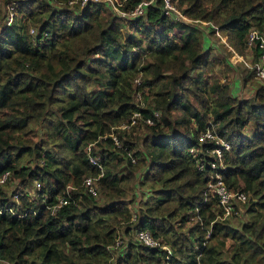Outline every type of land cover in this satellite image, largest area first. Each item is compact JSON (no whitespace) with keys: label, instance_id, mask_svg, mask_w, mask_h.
<instances>
[{"label":"trees","instance_id":"trees-1","mask_svg":"<svg viewBox=\"0 0 264 264\" xmlns=\"http://www.w3.org/2000/svg\"><path fill=\"white\" fill-rule=\"evenodd\" d=\"M118 1L128 11L139 0ZM173 1L197 21L167 16L160 0L133 16L101 0H12L9 23L0 13V174L17 179L0 204L17 190L23 212H0V264H264V83L235 98L210 74L228 60L200 25L243 53L248 29L264 32V0ZM136 88L142 115L158 111L149 124L129 123ZM208 122L229 142L224 183L248 194L238 224L218 217L189 151L208 146L197 141ZM58 196L67 201L50 211ZM137 228L166 247L139 242Z\"/></svg>","mask_w":264,"mask_h":264},{"label":"built area","instance_id":"built-area-1","mask_svg":"<svg viewBox=\"0 0 264 264\" xmlns=\"http://www.w3.org/2000/svg\"><path fill=\"white\" fill-rule=\"evenodd\" d=\"M75 1V0H68V2ZM79 4H83L89 0H78ZM105 2L112 10H115L120 15H137L143 13L144 5L148 2H152L154 0H139L130 10L126 11L124 9L119 8L118 0H101ZM161 9L164 14L167 16H175L176 18L185 20V21H192L196 19H192L188 16L183 15L177 4L173 0H160ZM15 13V9L12 3V0L8 1L5 4V12L3 14V20L5 23H9ZM197 21V20H196ZM204 22V21H202ZM214 33H216L225 46L231 50L230 58L231 60H241L243 64L248 67L252 75L259 80L264 79V32L259 31L255 27H250L245 34V49H247V53L243 56V54L237 53L234 48L230 45L229 42L226 41L225 35H220L218 30L215 29ZM245 57V58H244ZM140 81L139 74L134 76L133 82L134 84H138ZM264 83V82H263ZM133 101L137 105V108L133 109L130 114L129 123L135 121V118H139L143 123H151L152 122V115L156 116L158 114L157 110H153L151 115H142L139 107L142 105V94L140 89H135L133 92ZM127 125L121 124V126ZM114 137V135H112ZM113 141L118 145V140L114 137ZM197 141L200 144H208V146L199 147H189V151L191 155L194 157L196 162V166L200 170L206 171L207 179H206V186L209 193L215 197L216 204L221 210V216L229 215L233 212L235 205L238 203H243L247 199V194L240 188H232L227 186L221 176V168L223 167L222 162V153L223 150L229 148V142L223 138L222 136L218 135L213 128V123L208 122V124L204 127L197 134ZM88 148V145H87ZM88 159L99 165L97 163L96 157L88 154ZM9 177V171L4 170L0 174V189L4 187L6 180ZM96 175H85L81 181V184L84 185V188L88 191L94 192L93 188V179ZM30 190L27 191L30 197L35 196V189L39 187L38 181H33L30 184ZM28 186V185H26ZM25 186V187H26ZM26 190V189H25ZM8 199L4 201L3 204H0V212L8 211L10 213L15 214H23L22 211L19 209L17 210L14 206L19 200L17 198V190L15 192L8 194ZM67 199L63 196H58L55 203L50 204L48 206L50 211L55 210L62 202H66ZM135 237L136 239L146 245L151 246H162L166 247L164 243H162L159 238L154 237L150 231L146 228H137L135 230ZM120 242V238H116L115 245ZM4 264H10L6 261L3 262ZM119 264H132L125 260L120 261Z\"/></svg>","mask_w":264,"mask_h":264},{"label":"rangeland","instance_id":"rangeland-1","mask_svg":"<svg viewBox=\"0 0 264 264\" xmlns=\"http://www.w3.org/2000/svg\"><path fill=\"white\" fill-rule=\"evenodd\" d=\"M7 2H5V0H0V13L3 15L5 12V4ZM201 25V38L204 42V44H208V46L210 47V52L217 55V56H222L224 57V55L226 56L228 62L225 64V61L221 58H219V62L217 65H213V69L210 71V74L223 79L226 77V80H228L229 86H230V90L232 93L235 94V98H239V97H250L253 94V90L256 87V85H258L259 83H263V80H259L256 77H254L252 74L250 75H246L244 78V82L242 81L241 78V74L242 75L245 73V70L243 69V67L245 68L243 62L241 60H231L230 58V53L231 50L228 49L225 44L222 42V40L220 39V37L216 34V33H212L210 34V32L207 31L206 35L208 36V42H207V37L204 34L203 31H205V29L208 30V27L205 26L204 23H200ZM220 35H223L222 33L219 32ZM227 41V40H226ZM228 42V41H227ZM235 50V49H234ZM236 51V50H235ZM238 53V51H236ZM247 49L244 48L243 50V56L247 53ZM245 58V57H244ZM223 66H226L225 68ZM217 68H220L221 70H223L222 72L218 71ZM143 103V100H142ZM145 103V102H144ZM143 124V123H142ZM143 127V125L139 124L138 127L135 129V133H139L140 129ZM140 167H138L137 169V173L138 176L135 180V182H137L139 174L142 172L141 169H139ZM11 183L8 185V179L6 180L5 186H8V190L13 188L15 186V183H17V179H11ZM30 186H24V190L26 189L27 191H31L30 190ZM139 187V186H138ZM135 190H137V192L139 191H143L146 189L145 185H142V187L140 189H138L137 187H134ZM8 192V191H7ZM247 194V193H246ZM248 197V194H247ZM143 198V197H141ZM246 203V200L245 202ZM218 217H220L218 215ZM227 219L226 221L231 222V223H236L238 224L240 220H244L247 218L246 213L244 212V204L243 203H238L237 205H235V208L233 210V212L229 215L225 216ZM119 245V244H118ZM117 245V246H118ZM114 247V255L113 257L116 255L117 251L119 250L118 247ZM111 261H113V258L111 259ZM110 264H113L112 262Z\"/></svg>","mask_w":264,"mask_h":264},{"label":"crops","instance_id":"crops-1","mask_svg":"<svg viewBox=\"0 0 264 264\" xmlns=\"http://www.w3.org/2000/svg\"><path fill=\"white\" fill-rule=\"evenodd\" d=\"M205 34V33H204ZM206 35V34H205ZM208 37V36H207ZM207 42H208V38H207Z\"/></svg>","mask_w":264,"mask_h":264},{"label":"clouds","instance_id":"clouds-1","mask_svg":"<svg viewBox=\"0 0 264 264\" xmlns=\"http://www.w3.org/2000/svg\"><path fill=\"white\" fill-rule=\"evenodd\" d=\"M241 54V53H240ZM245 66V65H244ZM252 74V73H251Z\"/></svg>","mask_w":264,"mask_h":264}]
</instances>
